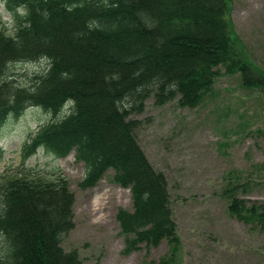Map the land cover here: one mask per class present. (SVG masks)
<instances>
[{
  "label": "trees",
  "instance_id": "16d2710c",
  "mask_svg": "<svg viewBox=\"0 0 264 264\" xmlns=\"http://www.w3.org/2000/svg\"><path fill=\"white\" fill-rule=\"evenodd\" d=\"M3 1L15 23L9 35L0 17V130L28 107L49 113L23 144V159L38 148L55 157L74 151L83 189L111 170L113 183L131 195V209L116 213L123 253L166 240L168 255L141 264H172L180 238L167 180L139 146L133 115L151 97L157 104L178 97L181 107L195 108L221 70L238 74L246 88L264 86V70L235 32L231 0ZM39 60L47 67L32 77L12 72L16 63ZM6 173L0 264H82L61 245L74 226L67 178H46L24 163ZM235 189L223 191L229 213L264 229V203L239 199Z\"/></svg>",
  "mask_w": 264,
  "mask_h": 264
},
{
  "label": "rangeland",
  "instance_id": "374dc122",
  "mask_svg": "<svg viewBox=\"0 0 264 264\" xmlns=\"http://www.w3.org/2000/svg\"><path fill=\"white\" fill-rule=\"evenodd\" d=\"M230 5L235 32L253 63L264 70V0H231ZM17 12L23 14L21 9ZM0 17L12 34L15 16L3 0ZM46 67V60L20 62L12 72L32 77ZM133 117L139 120V146L167 180L180 238L172 264H264V229L231 215L223 194L235 186L237 198L264 203V86L246 88L238 74L221 70L195 108L181 107L178 97L162 104L151 97ZM50 120L49 113L32 106L4 120L0 177L24 163L46 178L53 173L67 178L74 195V226L61 245L65 251H76L82 264H141L168 255L166 240L123 253L116 213L131 209V195L113 183L111 170L95 186L83 189L79 182L84 165L74 151L55 157L38 148L23 159L29 135Z\"/></svg>",
  "mask_w": 264,
  "mask_h": 264
}]
</instances>
